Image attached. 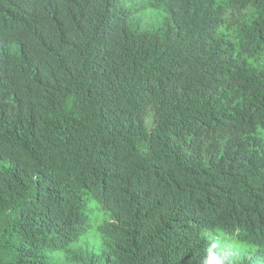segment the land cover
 <instances>
[{
    "label": "trees",
    "instance_id": "trees-1",
    "mask_svg": "<svg viewBox=\"0 0 264 264\" xmlns=\"http://www.w3.org/2000/svg\"><path fill=\"white\" fill-rule=\"evenodd\" d=\"M218 233L264 264V0H0V264H203Z\"/></svg>",
    "mask_w": 264,
    "mask_h": 264
},
{
    "label": "clouds",
    "instance_id": "clouds-1",
    "mask_svg": "<svg viewBox=\"0 0 264 264\" xmlns=\"http://www.w3.org/2000/svg\"><path fill=\"white\" fill-rule=\"evenodd\" d=\"M203 264H233V261L228 254L220 250L218 243L212 242L207 248Z\"/></svg>",
    "mask_w": 264,
    "mask_h": 264
},
{
    "label": "rangeland",
    "instance_id": "rangeland-1",
    "mask_svg": "<svg viewBox=\"0 0 264 264\" xmlns=\"http://www.w3.org/2000/svg\"><path fill=\"white\" fill-rule=\"evenodd\" d=\"M158 19H160V17H147L146 19V23H149L150 21H158ZM103 220V217H101V220ZM216 243L219 244L220 246V250H222L223 252H225L228 255H231L232 257L237 256L235 253V248L239 247V245L236 242L235 238H231L229 235L222 234V233H218L217 234V238H215Z\"/></svg>",
    "mask_w": 264,
    "mask_h": 264
}]
</instances>
